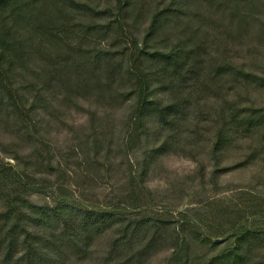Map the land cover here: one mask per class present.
<instances>
[{
    "label": "trees",
    "instance_id": "trees-1",
    "mask_svg": "<svg viewBox=\"0 0 264 264\" xmlns=\"http://www.w3.org/2000/svg\"><path fill=\"white\" fill-rule=\"evenodd\" d=\"M107 2L100 7L89 0H0V129L18 140L35 139L44 119L61 116L62 107L118 97L132 101L122 142L128 151L151 130L158 136L169 128L172 133L153 149L162 151L176 140L174 130L184 133L191 114L198 121L213 114L215 151L256 138L258 131L264 139V108L241 107L221 90L228 81L264 89V75L236 64L227 44L253 31L264 0ZM159 41L167 43L159 47ZM216 91L224 101L208 103L204 114L201 101ZM112 131L106 127L101 141ZM99 138L93 131L80 139L84 153L98 154ZM12 148L15 163L0 158V264L80 261L104 232L111 240L102 264H118L115 257L137 262L160 246L168 251L165 264H264V253L257 251L264 231L255 225L264 216L261 198L240 207L225 204L234 195L212 199L211 223L198 208L176 218L157 210L161 205L144 191L143 177L132 174L129 191L109 210L75 196L68 172L46 142L30 153L16 142ZM42 192L53 202L31 200Z\"/></svg>",
    "mask_w": 264,
    "mask_h": 264
},
{
    "label": "rangeland",
    "instance_id": "rangeland-1",
    "mask_svg": "<svg viewBox=\"0 0 264 264\" xmlns=\"http://www.w3.org/2000/svg\"><path fill=\"white\" fill-rule=\"evenodd\" d=\"M89 1L98 3L100 7L111 3L107 0ZM155 1L165 5L169 0ZM255 18L253 21H257V26L251 33L246 34L241 40L234 39L227 44L229 55L236 64L241 65L246 71L264 75V8L257 12ZM148 22L149 20H145L140 24V36ZM107 43L108 41H105L102 45ZM166 43L159 41L157 46L163 47ZM214 56L218 55L215 53ZM221 90L225 92V97L235 98L241 107L264 108L263 88L228 81ZM216 92L214 95H207L206 99L201 101L200 110H206L210 102L219 104L224 101V95ZM106 101L99 103L94 98L80 99L62 107L61 116L57 118L48 116L44 119L41 137L36 135L35 139L18 140L7 130L0 129V158L15 163L9 158L14 142L18 143L22 153H30L41 145V141H44L51 148L56 161L63 163V170L68 172L67 186L75 196L89 205H97L109 210L125 192L129 191L127 184L132 174L139 179L140 176L143 177L144 191L149 190L154 194L155 200L161 205L157 210L164 209L163 213L167 210L168 216L174 214L176 218L180 213L191 212V209L198 208L197 211L195 210L196 213L209 215L207 222L211 223L210 211L214 212L213 204H210L212 199L227 195H234L233 201L225 202L232 207H240L249 202L250 198L254 201L261 198L264 202L263 133L258 131L255 134L256 138L239 139L230 146L215 151L213 128L215 120L211 119L213 114H209L201 121H198L195 114H191L187 118L189 125L184 128V133L179 135L174 130V134L177 135L176 140L162 151L153 149L155 145H160L169 132L172 133L169 128L162 131L163 135L158 136L151 130L142 137L140 144L131 146L128 151L122 146V142L127 140L124 122L131 111L132 101L120 102L118 97H111ZM193 119L194 123L199 122L198 127L192 126ZM148 126L152 127V122H149ZM106 127L113 129V135L102 136L105 140L101 141L100 134ZM93 131L100 137V151L96 154L93 149H89L88 153H84L85 150L79 144L80 139L92 135ZM108 138L112 143L107 142ZM89 157L96 159L95 164L87 165L86 159ZM66 160L68 167L65 165ZM227 167L235 168L225 171ZM53 176L52 174L51 177ZM44 194L35 193L31 196V200L43 202L46 199L53 202L51 197H46ZM262 206L264 207V203ZM261 211L264 212V209ZM262 212L260 215H263ZM134 214L136 212L132 211L131 215ZM257 215L253 219L258 217ZM255 225L264 231V216H259ZM110 236V232L98 234L87 256L80 261L72 257L66 264H102L108 253ZM224 241L225 239H221L219 243ZM257 251L264 253V240L259 244ZM168 257V251L160 246L149 257L137 262H126L124 259L120 261L117 257L115 260L119 261L118 264H165Z\"/></svg>",
    "mask_w": 264,
    "mask_h": 264
}]
</instances>
